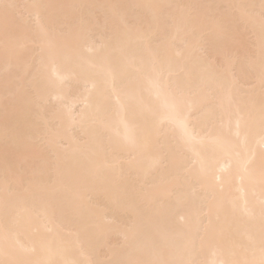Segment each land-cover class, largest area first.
Segmentation results:
<instances>
[{
    "label": "bare ground",
    "instance_id": "obj_1",
    "mask_svg": "<svg viewBox=\"0 0 264 264\" xmlns=\"http://www.w3.org/2000/svg\"><path fill=\"white\" fill-rule=\"evenodd\" d=\"M0 264H264V0H0Z\"/></svg>",
    "mask_w": 264,
    "mask_h": 264
}]
</instances>
